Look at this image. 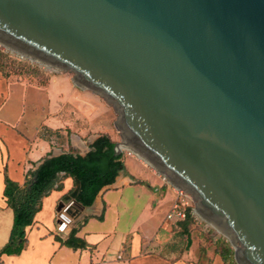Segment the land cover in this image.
Segmentation results:
<instances>
[{
	"label": "water",
	"instance_id": "1",
	"mask_svg": "<svg viewBox=\"0 0 264 264\" xmlns=\"http://www.w3.org/2000/svg\"><path fill=\"white\" fill-rule=\"evenodd\" d=\"M0 45L103 98L116 154L189 194L238 264H264V0H0ZM75 181L65 200L88 210Z\"/></svg>",
	"mask_w": 264,
	"mask_h": 264
},
{
	"label": "crops",
	"instance_id": "2",
	"mask_svg": "<svg viewBox=\"0 0 264 264\" xmlns=\"http://www.w3.org/2000/svg\"><path fill=\"white\" fill-rule=\"evenodd\" d=\"M63 80L69 81L66 77ZM46 91L51 104L37 103L38 98L45 100L43 92ZM46 91L29 87L26 83H13L0 72V250L10 241L14 224V211L4 196L6 176L24 185L27 174L35 172L49 156L69 152L62 150L63 147L57 152L52 143L39 139L38 134L46 126L54 130L67 128L68 123L64 124V120L69 118L67 110L71 94L80 97L79 91L58 87L57 80ZM53 98L62 100L59 103L62 121L56 127L53 126V116L47 118L46 115L49 110L52 111ZM36 113L42 118L41 123L33 122ZM64 114L67 116L65 119ZM127 158L136 164L135 170L144 174V179H137L136 174L128 169ZM127 158L123 157L126 170L119 174L113 185L99 193L93 205L86 206L88 210H82L73 199L65 200L76 190V181L61 174L58 184L62 188L58 189L56 185L43 198L32 225L26 228L28 244L25 249L20 255H3L0 264H227L216 248L202 246L196 233L182 235L178 221L168 218L177 201L178 189L166 184L151 169H148L149 174L145 178V165L134 157ZM139 186L143 194L145 186L157 194V198H149L154 211L148 205L146 212L144 205L137 218L130 220L133 223L129 230H121L120 215L126 209L123 203L122 210L123 196L125 192L129 193L127 190L134 188L135 191L131 192L137 199L134 201L137 207L142 195L137 191ZM168 204L170 212L167 218L151 235L145 220H150L149 215H157L159 208ZM60 212L68 222L64 231L58 222ZM110 220L112 227L109 229L105 226ZM75 230L77 237L88 243L86 249L74 250L60 242L59 239H68Z\"/></svg>",
	"mask_w": 264,
	"mask_h": 264
},
{
	"label": "rangeland",
	"instance_id": "3",
	"mask_svg": "<svg viewBox=\"0 0 264 264\" xmlns=\"http://www.w3.org/2000/svg\"><path fill=\"white\" fill-rule=\"evenodd\" d=\"M0 70L2 71L1 73L13 83H26V85H28L29 87H36L42 89L43 91H46V89L52 84V82L56 80L58 83V87H61L64 90L76 89V91H79L80 97L71 94L69 108L67 110L69 118L68 120H64V124L67 125L68 123L67 128L54 130L46 126L42 127L38 134L39 139H44L49 141V143H52V145L57 149V152L58 149H61V147H63L62 150L85 154L88 151V148H90L92 141L102 135H108L117 144H122V133L117 129L115 125V122L119 118L118 114L104 101L103 98L92 93L91 91L82 89L75 85L72 79V74L57 72L44 65H40L28 59L27 57H23L1 45ZM65 77L70 82L64 81L63 78ZM43 93V98L45 100L41 101L40 98H38L36 102L39 104L43 103L44 105L51 104L49 96H47V93L49 92L46 91ZM61 101L62 100L53 98L52 111L49 110L50 112L48 111L46 113L47 118L53 116V126L55 127L57 125H60L59 123L62 121L63 114L60 113L61 106L59 104L62 103ZM33 116H35V118L33 119L34 123H41L42 118L40 117L39 113H36V115ZM65 117L67 118L66 115L64 116V119ZM121 154L124 158L134 157L142 162L147 168H145V178L149 174L148 169H151L159 174V176L166 184L171 185L165 178V176L160 174L152 166L145 163L130 150L123 148L121 150ZM126 161L128 169L136 174L137 179H144V174H140L135 170V168L137 167L136 164L132 163L130 158H127ZM140 187L141 186L137 188L139 189L137 191L142 195L139 201H137V203H139L137 207H135L134 203V201L137 199L131 192L135 191L134 188L127 190L129 193L125 192L123 196L122 210L123 203L126 205V209L125 211H123L124 214H122V216L120 215L122 219L121 230H129L130 226L133 223L130 222V220L132 219V221H134L137 218L138 213L141 211V207H143L144 205L145 210L149 205L154 211V207L152 208L153 203L149 201V198H157V194L155 195V192H153L146 186L145 190L143 189L145 191L143 194ZM108 198L109 200L111 199L110 196ZM188 201L190 203L192 211L196 216V219L194 221V223H196L191 227V232L198 235L199 239L201 240L202 246H209L219 250L228 249L227 251H229L231 255L229 260L230 264H238L235 259V248L230 239L198 215V213L196 212V203L192 197ZM168 206H170V204L160 207L157 215H149L148 218L150 220H148L147 222L145 220V224H148L149 226L148 232L152 233L151 235L154 234L156 229L158 230L159 224H162V222H164V220L167 218L166 216L168 212H170V208ZM127 210L129 211L127 212ZM129 212L131 213L130 215ZM110 219L113 218L111 217ZM111 222L112 220H110V222L105 227H108L110 229L112 227Z\"/></svg>",
	"mask_w": 264,
	"mask_h": 264
},
{
	"label": "trees",
	"instance_id": "4",
	"mask_svg": "<svg viewBox=\"0 0 264 264\" xmlns=\"http://www.w3.org/2000/svg\"><path fill=\"white\" fill-rule=\"evenodd\" d=\"M116 144L108 135H102L90 145L91 150L85 156L69 151L45 159L35 172L27 174L24 185L6 176L4 196L14 211V224L10 241L0 250V258L3 255H20L25 249L28 244L26 228L32 225L41 209L43 198L48 196L56 185L58 189L62 188L58 184L61 174L79 180L81 188L78 201L84 206L93 205L99 193L105 187L113 185L119 174L126 170L123 155L116 154ZM191 211V207H188L186 218L178 221L182 235L190 234L191 227L196 223ZM59 240L74 250L86 249L89 246L84 239L77 237L76 230L68 239ZM227 250L217 249L225 263L230 264L231 255Z\"/></svg>",
	"mask_w": 264,
	"mask_h": 264
},
{
	"label": "built area",
	"instance_id": "5",
	"mask_svg": "<svg viewBox=\"0 0 264 264\" xmlns=\"http://www.w3.org/2000/svg\"><path fill=\"white\" fill-rule=\"evenodd\" d=\"M177 192H178L177 201L174 205L172 213L168 216V218L169 219L175 218L177 221H182L187 216L188 207H191L188 201L189 199H191V197L189 196V194H187L184 191L177 190ZM191 213L196 219L195 213L193 211H191ZM58 216H59L58 217L59 225L62 231H64L68 227L67 218L63 214V212H60Z\"/></svg>",
	"mask_w": 264,
	"mask_h": 264
},
{
	"label": "bare ground",
	"instance_id": "6",
	"mask_svg": "<svg viewBox=\"0 0 264 264\" xmlns=\"http://www.w3.org/2000/svg\"><path fill=\"white\" fill-rule=\"evenodd\" d=\"M124 147L121 146V149H123Z\"/></svg>",
	"mask_w": 264,
	"mask_h": 264
}]
</instances>
